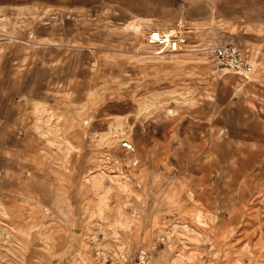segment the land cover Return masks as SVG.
<instances>
[{
    "label": "rangeland",
    "instance_id": "374dc122",
    "mask_svg": "<svg viewBox=\"0 0 264 264\" xmlns=\"http://www.w3.org/2000/svg\"><path fill=\"white\" fill-rule=\"evenodd\" d=\"M263 49L264 0H0V264H264Z\"/></svg>",
    "mask_w": 264,
    "mask_h": 264
},
{
    "label": "built area",
    "instance_id": "2783aa9c",
    "mask_svg": "<svg viewBox=\"0 0 264 264\" xmlns=\"http://www.w3.org/2000/svg\"><path fill=\"white\" fill-rule=\"evenodd\" d=\"M144 43L146 47L152 50L153 56L159 55H175L181 51L185 45V38L176 31H159L151 29L147 32ZM264 55V49L262 50ZM208 57L215 65L216 71L225 70L234 74L241 75L246 78H254V72L257 61V54L251 47H237L232 44L213 46L208 50ZM119 148L122 151L123 168L128 171H135L139 165V159L135 147L126 139L119 142ZM165 243L164 238L157 239V243ZM166 246L159 252L164 253ZM92 264H110L114 263V259H124L123 252L118 250L108 251L107 249H91ZM146 255L138 256L135 264H143Z\"/></svg>",
    "mask_w": 264,
    "mask_h": 264
},
{
    "label": "crops",
    "instance_id": "0c3cea01",
    "mask_svg": "<svg viewBox=\"0 0 264 264\" xmlns=\"http://www.w3.org/2000/svg\"><path fill=\"white\" fill-rule=\"evenodd\" d=\"M233 3H234V2H233ZM245 3H246V2H245ZM259 60H260V63H261V62H264V55H263V53L261 54V56H260V59H259Z\"/></svg>",
    "mask_w": 264,
    "mask_h": 264
}]
</instances>
